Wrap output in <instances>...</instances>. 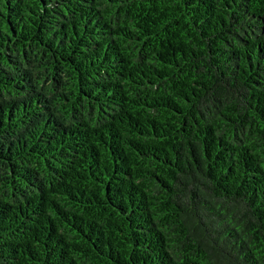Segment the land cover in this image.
<instances>
[{"label":"trees","instance_id":"trees-1","mask_svg":"<svg viewBox=\"0 0 264 264\" xmlns=\"http://www.w3.org/2000/svg\"><path fill=\"white\" fill-rule=\"evenodd\" d=\"M0 264H264V0H0Z\"/></svg>","mask_w":264,"mask_h":264}]
</instances>
